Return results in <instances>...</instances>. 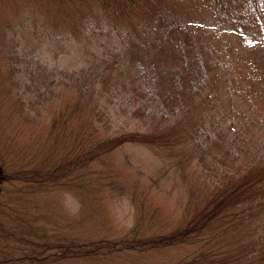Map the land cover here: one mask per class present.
<instances>
[{"label":"trees","instance_id":"trees-1","mask_svg":"<svg viewBox=\"0 0 264 264\" xmlns=\"http://www.w3.org/2000/svg\"><path fill=\"white\" fill-rule=\"evenodd\" d=\"M196 1L220 29L182 23L170 0H0V264H264V0ZM29 26L38 43L95 27L124 42L57 81L37 68L23 87ZM135 66L153 74V89L127 80L142 125L112 132L100 102ZM148 100L162 111L147 115ZM131 148L162 165L135 164ZM183 166L196 176L181 173L173 210L150 191Z\"/></svg>","mask_w":264,"mask_h":264},{"label":"rangeland","instance_id":"rangeland-1","mask_svg":"<svg viewBox=\"0 0 264 264\" xmlns=\"http://www.w3.org/2000/svg\"><path fill=\"white\" fill-rule=\"evenodd\" d=\"M170 12L175 15L177 20H180L182 23H189L191 21H203L207 20L208 25H216L220 29V24L218 21L215 22L213 17V12L207 5L200 3L196 0H170L169 2ZM228 25V24H227ZM229 28L232 25H228ZM32 27L29 26L26 30L27 34L25 40L29 41V44H23L25 46L24 50H21L22 57L21 63L19 64L20 74L18 79L21 81L22 86L24 87L28 81L30 75L34 70L40 67H46L45 74L51 75L53 81H57L60 77H65L70 74L72 71L77 70L80 66L89 65L97 62L98 57H106L109 60L112 59V56L118 50H121L122 44L120 41L124 42V39L117 38L116 32L112 30L111 33H107V30L101 28H89L83 32L81 35L77 34L70 35V38L67 40L62 39L57 36L53 42L46 43L42 41L40 44L35 37L31 35ZM257 33L256 40L261 41L264 44V32L261 29L255 30ZM243 30L238 28L234 38L240 39L243 43L246 39L243 35ZM122 33V32H121ZM260 34V39H258ZM122 35V34H121ZM124 36V35H122ZM37 44V45H36ZM36 47L32 49L31 47ZM22 48V46H20ZM131 72L125 74L126 78L123 83H119L114 86L110 93L106 95L100 102V107L104 113V121L108 129L112 132L116 131H130L142 125V122L134 116V110L137 108V103L134 97L131 95L129 87L127 85V80L133 79L142 86L144 84L148 89H153V74L151 69H146L141 66H135L131 68ZM149 109H147V115L151 113L159 114L162 109L158 106V103L155 101L148 100ZM201 139V138H200ZM127 158L132 155L133 162L136 164L141 159L145 157L153 160L155 164L159 162L161 166L163 163V158L156 157L146 149H128L126 151ZM170 161H173L179 154L174 151L170 154H165ZM169 155V156H167ZM119 158L124 162V151L118 152ZM184 160H189L188 150L186 149V155L181 158L183 164ZM170 167V166H169ZM168 167V168H169ZM183 169L184 172H180ZM179 171L170 170V178L162 177L164 183L162 189L153 188L152 196L156 201H159L161 204L169 203L170 206L175 210L180 201L184 200L185 196V182L181 178V173L186 174L185 179L188 182L193 181V177L196 174H193L192 170L183 166ZM235 170V169H234ZM202 183L200 179H197L195 182V188L200 192ZM65 205L68 208L76 206L75 199L67 196L65 198ZM177 205V206H176ZM114 217L116 219V224L123 228L128 227L131 221L130 208L126 201L117 203L114 206Z\"/></svg>","mask_w":264,"mask_h":264}]
</instances>
